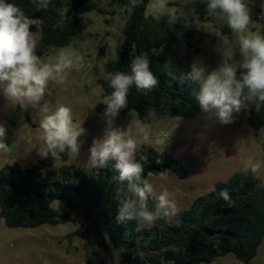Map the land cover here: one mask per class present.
Wrapping results in <instances>:
<instances>
[{
    "label": "trees",
    "instance_id": "obj_1",
    "mask_svg": "<svg viewBox=\"0 0 264 264\" xmlns=\"http://www.w3.org/2000/svg\"><path fill=\"white\" fill-rule=\"evenodd\" d=\"M100 1L52 0L46 7L27 14L29 0H5L22 9L29 18L43 21L37 47L39 56L51 48L66 47L73 38L83 34L87 27L81 17L83 13H106L99 6ZM113 1L128 6L130 11L116 56L104 64L105 78L98 80L101 99L112 91L108 74L130 73L131 59L146 54L158 86L147 94L133 86L128 105L120 114L134 111L141 123L151 121L145 118L148 109L154 110L156 117H196L202 110L196 99L200 84L188 78V74L192 72V57L200 52L199 45L206 35L196 30L186 31L181 46L176 31L184 30L183 20L169 24L168 17H147L148 0H136L134 7L130 0ZM206 4L207 0H196L183 5L178 12L195 10L198 21L210 22L223 35L230 33L228 26L207 15ZM65 7L68 11L62 18L60 10ZM189 22H195L192 16ZM30 30L37 31L35 26ZM169 71L172 76L168 75ZM181 76L185 77L183 83ZM104 107L99 103L98 110ZM246 124L253 130L264 126V102H260L257 109L250 105ZM56 155L61 156L63 164L54 170ZM56 155L49 154L30 167L22 168L13 163L0 168V219L6 227L35 228L71 223L76 226L72 235L85 240L95 252L101 248L110 259L113 249H121L124 264H208L227 254L248 264L264 240V182L252 170L217 183L212 191L194 199L188 209L177 212L170 221L161 218L138 231L139 222L118 221V201L114 197L117 187L126 186L127 181H119L115 161L109 160L105 168H94L87 174L73 163H66L67 149ZM136 159L144 165V178L165 171L180 179L187 176L181 162L151 146L137 147ZM224 192L228 199L222 195ZM54 201L62 203L63 213L51 208ZM156 202L152 193L148 198L149 210H154Z\"/></svg>",
    "mask_w": 264,
    "mask_h": 264
},
{
    "label": "rangeland",
    "instance_id": "obj_2",
    "mask_svg": "<svg viewBox=\"0 0 264 264\" xmlns=\"http://www.w3.org/2000/svg\"><path fill=\"white\" fill-rule=\"evenodd\" d=\"M65 2L66 0H60ZM196 0H167L169 8L177 11L187 3ZM261 0H255L252 8L251 32L264 34V14L261 13ZM148 0L145 15L147 17H167L168 9L155 12ZM99 6L105 14L96 11L81 15L87 27L83 34L73 38L68 46L77 49L84 57V67L68 72L64 81L49 83L44 99L53 109L60 105L72 111L74 123L80 124L86 131L78 138V153L68 150L67 164L73 163L89 174L94 168L89 162V149L93 139L103 135L106 121L103 110H98L102 88L99 79L105 78L104 64L115 58L116 47L122 38V30L130 8L113 0H101ZM39 6L29 0L28 13ZM216 22L226 25L224 18L214 16ZM196 30L206 37L201 42L200 52L192 57L191 67H203L205 73L217 68L221 61L238 65L241 57L236 38L230 33L223 35L210 22H189L184 30L176 31L184 44L183 33ZM39 40V35H38ZM61 48H51L41 55L42 62L55 63ZM239 71H242L238 68ZM200 84V83H199ZM50 93V94H49ZM257 109L260 101L253 104ZM248 110L233 114V122L221 124L214 112L203 110L194 118L162 116L148 123L137 120L134 111L125 115L119 113L114 121L115 127L126 129L137 147L151 146L158 152H166L183 164L187 176L183 179L165 171L148 174L146 179L153 185L156 197L167 193L169 201H174L179 211L189 208L197 197L213 190L217 183L226 182L232 175L251 170L258 166L254 174L264 182V126L258 130L246 124ZM40 115L30 105L21 108L13 105L0 93V124L5 125L9 151L0 153V168L6 164L17 163L20 167H30L42 157L39 148L44 146L43 133L39 128ZM147 128L150 139L145 142L137 135L138 129ZM63 164L60 155H56L53 169ZM51 208L58 213L64 209L60 201H54ZM172 218V217H171ZM171 218H165L170 221ZM149 224L139 222L138 231ZM76 226L71 223L41 225L35 228H8L0 219V264H124L121 249H113L109 259L105 250L93 248L75 235ZM208 264H243L232 254L215 258ZM248 264H264V240L257 249L256 256Z\"/></svg>",
    "mask_w": 264,
    "mask_h": 264
},
{
    "label": "clouds",
    "instance_id": "obj_3",
    "mask_svg": "<svg viewBox=\"0 0 264 264\" xmlns=\"http://www.w3.org/2000/svg\"><path fill=\"white\" fill-rule=\"evenodd\" d=\"M39 7H46L52 0H31ZM136 6V0H130ZM255 0H207L206 13L209 17L216 16L226 20L228 28L239 45L240 63H226L223 60L214 70L205 73L203 67L194 65L188 78L200 83L196 95L200 108L205 113L214 112L221 124L233 122V114L249 109L257 101L264 102V34L251 32L252 8ZM152 9L159 13L168 9L167 22L174 24L184 21L189 25V16L194 18L195 10L178 12L169 8L167 0H153ZM261 13L264 14V0L260 2ZM68 9L60 10L61 17ZM43 21L29 18L22 9L12 3L0 0V93L13 105L26 108L29 105L38 110L40 115L39 128L43 133L44 146L39 148L38 155L42 158L55 156L66 149L78 153V138L85 129L74 123L69 107L60 105L52 108L44 99L49 83L54 80L64 81L68 72L84 67L81 53L66 46L58 51L55 63L42 62L37 54L38 35ZM35 26L37 31L30 30ZM167 67V65H165ZM238 68L241 69L239 76ZM130 73L116 71L108 74L110 94L104 95L103 117L106 127L101 137L93 139L89 149V162L92 168H105L109 160L115 161L114 168L119 172V181H127L126 186L117 187L114 199L118 201V221H137L154 224L161 218L176 216L177 207L169 201L167 193L157 197L154 210H149L148 198L153 193V185L142 176L144 165L136 159L137 140L130 133L114 126L120 111L127 107L130 89L145 94L158 86V79L149 68L146 54L131 59ZM169 76L172 73L168 72ZM173 79L175 77L173 76ZM185 77H180L183 83ZM50 94V93H49ZM146 120H154V110L148 109ZM7 129L0 124V153L8 152L9 145L5 142ZM137 135L145 142L150 139L145 127L138 129ZM252 172L258 171L253 165ZM228 199L227 192L222 193Z\"/></svg>",
    "mask_w": 264,
    "mask_h": 264
}]
</instances>
